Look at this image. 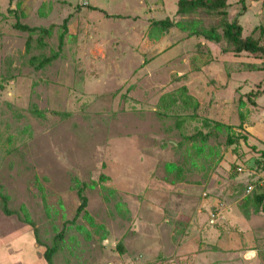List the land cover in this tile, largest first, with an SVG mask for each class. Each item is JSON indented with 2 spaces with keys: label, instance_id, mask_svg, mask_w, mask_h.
<instances>
[{
  "label": "rangeland",
  "instance_id": "obj_1",
  "mask_svg": "<svg viewBox=\"0 0 264 264\" xmlns=\"http://www.w3.org/2000/svg\"><path fill=\"white\" fill-rule=\"evenodd\" d=\"M178 1L0 0V193L13 211L26 207L40 239L0 204V264H47L44 252L63 229L54 264H132L138 256L155 264L159 253L182 264L173 250L186 235V215L209 196L235 205L239 257L256 259L246 252L255 249L264 258V211L242 208L249 182L264 188L262 60L178 27L150 37L152 22L164 18L223 33L220 12L179 15ZM228 2L225 18L240 21L244 36L252 29L258 36L261 2L245 14L240 0ZM67 17L61 55L40 67L58 50ZM18 20L51 35L16 29ZM183 88L197 109L184 102ZM168 162L182 174L168 173ZM77 181L95 182L83 191L93 223L83 213L69 222L81 202ZM159 216L160 239L151 227Z\"/></svg>",
  "mask_w": 264,
  "mask_h": 264
},
{
  "label": "trees",
  "instance_id": "obj_2",
  "mask_svg": "<svg viewBox=\"0 0 264 264\" xmlns=\"http://www.w3.org/2000/svg\"><path fill=\"white\" fill-rule=\"evenodd\" d=\"M253 1H256V2L260 1L261 4L264 5V0H240V3L243 6V10H247L248 7L251 5V2H253ZM229 5H230V3L228 2V0H179L178 1V13H179V15H187V14L195 13L199 9H206V10L211 11V12H220L224 16V18L221 22V27L223 30L222 34L219 33V31L216 28L196 30V27H195L194 30H191L190 24L188 22L173 21L170 18H164V19H156L152 22L150 37L153 36L154 39L158 40L160 38V36L163 35V33L166 30H168L169 28L178 27L182 30L188 31V33H189L188 36L189 35H202L206 40L214 41L216 43L221 42L223 39H225V41L227 43V46L225 49L227 51L231 50V52H233L237 55L238 54H240V55L246 54V55L255 56V57L261 59L262 60V69H263L264 68V41H262V40L264 39V27H260V34L258 36L255 35V30H252L251 34L244 36L243 35V26L240 24L239 21H237V20L228 21L227 18H225V16L227 15V10H225V9ZM107 15L111 16V17H120L119 14H117V15L107 14ZM68 22H69V17H67L63 21V24H62L63 32L59 35V48H58V50L52 52L51 56L43 58L39 62L40 67H44L45 65L49 64L50 62H52L54 59L58 58L61 55V53L63 51L64 43H65V34L68 33ZM14 27L16 29H19L22 31H28L31 33L38 31V32H40V35L43 38L45 36L51 35V30L49 28L31 27L27 24L21 23L19 20L15 22ZM158 33H160V35H158ZM26 45H27V49L29 50L31 47V38H29L27 40ZM34 60H37V58L35 59L33 57L31 59L32 62H35ZM245 67L251 71L254 69H257L256 65H254L252 63H248V62L246 63ZM183 91H184V93H183L182 99L184 100V102L187 103V102L192 101L195 104V109H197V107L199 105L198 102H195L193 96L188 94L187 88H183ZM252 93H254V92H252ZM252 93H248V101H250L252 103V105H256V101L251 100ZM162 99H164V98H162ZM246 105H247V100H245L244 98L241 97L239 99V108H240L239 117H240V120L242 122V125H243L244 120H245V114L242 112L241 109L245 108ZM35 113L38 115H39V113L42 114V112H38V110H36ZM216 126L220 127V128L225 127L229 132H231L233 129V126L223 124L221 122L217 123ZM236 139H238L237 136H236ZM230 143H233V141H230ZM256 161H257V159L254 160V163ZM165 167H166V170L168 173H174L175 171H178V173H177L178 175L182 174L181 168H179L173 162H168L165 165ZM105 177L106 176L102 175L101 179L103 180ZM77 183H78V185L81 184V185H79V188H78V195L80 197L81 202H80V205L78 206V208L76 210L75 216L73 217L72 220H69V222L74 223L77 220V218L83 213V217L92 221V223H93V219L90 216V213L86 209L88 199L86 196H84L83 191H84V188H86V187H94L95 182H93L92 184H87V183H80L79 181H77ZM249 183L253 184L255 187L250 192V194H248L247 197L245 199H243L242 208L245 205L247 206L249 203H251L252 205H254L256 212L258 210H260V208H261V210L263 209L262 211H264V188H263V186H260L258 184L259 182H249ZM43 199H44V201H46L45 194H43ZM9 201H10V197L7 194L0 193V204H1L2 212L7 216H11L14 213H18L20 215L19 216L20 219L22 221L26 222L27 224H29L33 228V232L36 236V239L38 242H40L39 229L36 225V222L31 218L26 207L22 206L20 208V211L15 212L10 208ZM261 205H263V206L261 207ZM244 213L246 215H248L249 212L245 211ZM66 224H67V222H66ZM64 235H65V230L63 229L61 232H59L55 236L53 244L51 246H47V248L44 252V257H45L47 264H54V255L58 251V244L60 241H62L64 239Z\"/></svg>",
  "mask_w": 264,
  "mask_h": 264
},
{
  "label": "crops",
  "instance_id": "obj_3",
  "mask_svg": "<svg viewBox=\"0 0 264 264\" xmlns=\"http://www.w3.org/2000/svg\"><path fill=\"white\" fill-rule=\"evenodd\" d=\"M255 6H257V2L253 1L251 2V5L248 7V9H253ZM248 9L243 14H245ZM260 9L261 10L258 11H260L259 13L260 15H262V17L260 16L261 20H263L264 22L263 4L262 8ZM246 130L250 131V129L248 128H246ZM211 198L212 197L209 196L202 201L201 206L203 207L198 211V213L194 215H186V235H184L182 243L176 245L173 250L176 252H182V264H248L250 262L251 264H264V258H257V250L255 249L248 250L246 252H251L252 256H256V259H250L249 261L239 257L241 255L240 253L243 254L245 251L242 252V247L236 246V242L233 240L234 230L237 228L236 223L239 218L235 216V205L232 203L229 204V207H225V205H220V200L216 198L211 200ZM209 199L211 200V202ZM204 208L208 209V211L204 212ZM158 209L160 208L158 207ZM212 213L216 214V216L214 217L215 219H211ZM254 217L255 215H253L252 218ZM205 219L209 220L207 224L198 225V221ZM165 221L170 220L167 218ZM211 223L214 225H212ZM151 227L157 232V234H159L158 238H162L160 232L161 229L164 228V224L160 216L156 218V221L153 222ZM235 234L237 235V233ZM154 236L155 235L150 237L154 238ZM224 238H227L232 243H223L222 240ZM156 248L157 251H162L168 254V252H166L168 248L166 249L165 246H162V244L156 245ZM159 255L160 253L158 254V256ZM158 256L156 257V263L154 262L155 264H167L169 263V261H171V264H176V262H174V260L177 259L175 258L176 254L172 255V260L167 258V260L164 261H161L162 259H159ZM145 262H147V260L138 256L136 257L135 261H132V264H144Z\"/></svg>",
  "mask_w": 264,
  "mask_h": 264
},
{
  "label": "built area",
  "instance_id": "obj_4",
  "mask_svg": "<svg viewBox=\"0 0 264 264\" xmlns=\"http://www.w3.org/2000/svg\"><path fill=\"white\" fill-rule=\"evenodd\" d=\"M239 170L242 171L241 168H239ZM258 184L260 185V183H258ZM260 186H261V185H260ZM254 187H255V186H254L253 184H249V185L247 186V188H248V189H247V192L250 193V192L254 189ZM212 216L215 217L216 214H213Z\"/></svg>",
  "mask_w": 264,
  "mask_h": 264
}]
</instances>
